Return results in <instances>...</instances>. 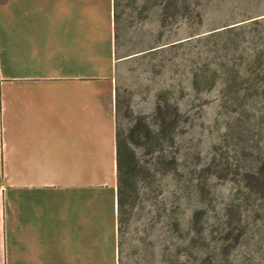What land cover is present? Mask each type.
Returning a JSON list of instances; mask_svg holds the SVG:
<instances>
[{
	"label": "rangeland",
	"instance_id": "1",
	"mask_svg": "<svg viewBox=\"0 0 264 264\" xmlns=\"http://www.w3.org/2000/svg\"><path fill=\"white\" fill-rule=\"evenodd\" d=\"M115 4L108 78L134 207L119 229L111 189L92 186V227H116L118 264H264L263 201L246 188L264 161V0Z\"/></svg>",
	"mask_w": 264,
	"mask_h": 264
},
{
	"label": "crops",
	"instance_id": "2",
	"mask_svg": "<svg viewBox=\"0 0 264 264\" xmlns=\"http://www.w3.org/2000/svg\"><path fill=\"white\" fill-rule=\"evenodd\" d=\"M115 3L0 0V264H118Z\"/></svg>",
	"mask_w": 264,
	"mask_h": 264
},
{
	"label": "trees",
	"instance_id": "3",
	"mask_svg": "<svg viewBox=\"0 0 264 264\" xmlns=\"http://www.w3.org/2000/svg\"><path fill=\"white\" fill-rule=\"evenodd\" d=\"M118 39V35H117ZM118 41V40H117ZM118 45V44H117ZM164 132L162 130L156 133L158 141H162ZM117 176H118V228L123 227L127 220L128 205L134 207L133 194L136 183V153L130 145L127 138L117 128ZM173 159L172 162H174ZM249 182L247 183L248 197L251 199L256 194H260L264 206V161L250 167L247 171Z\"/></svg>",
	"mask_w": 264,
	"mask_h": 264
}]
</instances>
